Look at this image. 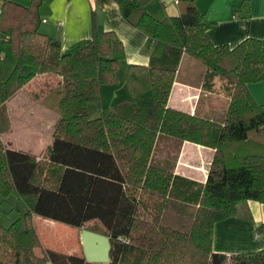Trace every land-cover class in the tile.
Listing matches in <instances>:
<instances>
[{"label": "trees", "instance_id": "trees-1", "mask_svg": "<svg viewBox=\"0 0 264 264\" xmlns=\"http://www.w3.org/2000/svg\"><path fill=\"white\" fill-rule=\"evenodd\" d=\"M44 1L0 0V45L16 58L0 83V107L41 75L46 82L34 99L59 116L40 161L0 145V194L24 206L21 217L0 225V264H89L83 254L43 249L34 216L76 230L97 222L109 238L108 264H264V249L230 256L212 250L216 223L235 217L242 202L264 203V107L248 90L264 79V37L214 46L198 0H176L179 15L163 19L148 12L152 0H112L147 38L149 62L129 65L128 97L99 104L93 117L89 104L100 103L101 88L117 82L122 44L94 24L90 39L62 51L39 30ZM185 55L205 67L204 88L221 82L227 106L220 120L168 107ZM2 116L7 123L3 107ZM160 137L213 151L204 183L154 161ZM257 230L264 236V225Z\"/></svg>", "mask_w": 264, "mask_h": 264}, {"label": "crops", "instance_id": "crops-1", "mask_svg": "<svg viewBox=\"0 0 264 264\" xmlns=\"http://www.w3.org/2000/svg\"><path fill=\"white\" fill-rule=\"evenodd\" d=\"M11 1L22 6H28L31 2ZM197 5L204 21L210 24L207 37L214 46L233 48L245 39L264 37V0H198ZM147 9L156 19L178 16L180 13L176 0H152ZM38 16L41 19L40 32L55 39L64 52L77 42L90 39L93 25L96 24L105 31L113 32L122 44L125 58L118 71L122 69L126 74L129 65H148L150 48L147 38L121 18L119 7L112 0H45L38 8ZM15 65L16 58L11 48L1 44L0 83L7 80ZM204 74L205 68L185 55L169 95L168 107L220 120L227 105L224 104L222 110L218 109L219 100L204 89ZM42 77L36 75L29 85H25L4 103L8 123H5L6 131L0 135V140L5 139L7 148L31 155L37 161L46 157L59 121L58 115L36 102V92L28 90L33 80ZM113 85L103 86L101 97L102 89ZM248 90L254 101L264 107V79L248 85ZM101 101L100 105L109 106ZM212 155L211 149L160 137L152 157L156 162L173 164L175 175L202 184L207 177ZM33 222L36 228L56 225L36 216ZM260 225H264V203H240L235 217L214 225L213 252L230 256L263 250L264 236L257 230Z\"/></svg>", "mask_w": 264, "mask_h": 264}, {"label": "rangeland", "instance_id": "rangeland-1", "mask_svg": "<svg viewBox=\"0 0 264 264\" xmlns=\"http://www.w3.org/2000/svg\"><path fill=\"white\" fill-rule=\"evenodd\" d=\"M43 79L44 78L33 80L30 84V87H28V90H34V92H36L34 94L37 95L40 89L42 90L41 87L43 86V84L46 82V80ZM221 85V82L216 78L214 80V88H206V91H210V96L215 97L217 100H219L220 103L218 109L220 110H222L223 106H225L224 104L227 105L226 96L223 93V90L221 89ZM113 92H116L115 98L113 97ZM127 97L128 89L125 83V72L121 69L117 72V82L111 87H105L104 89H102L101 103H106L110 105L111 103L120 102ZM99 104V101L89 104V110L92 112L93 117H97L100 114ZM2 107L4 108V104L0 107V135H2L4 131H6L7 128H5V126L8 123L7 117L6 124L3 120ZM5 142V139H1L0 145L4 148H7ZM23 214L24 206L15 195H9L6 198H3L0 194V225H2L3 227H8L12 222L17 220L18 217H21ZM53 224H56L55 227H37L38 235L40 237L43 249L55 252H62L67 255L75 256H82L80 230L89 226L99 225L97 222L93 221L85 224L81 229L76 230L73 227H69L57 222H53ZM39 254H42V251L40 249H36L35 255L39 256Z\"/></svg>", "mask_w": 264, "mask_h": 264}, {"label": "water", "instance_id": "water-1", "mask_svg": "<svg viewBox=\"0 0 264 264\" xmlns=\"http://www.w3.org/2000/svg\"><path fill=\"white\" fill-rule=\"evenodd\" d=\"M247 7V4L243 5ZM82 254L86 263L108 264L111 249L109 238L100 225L86 227L80 230Z\"/></svg>", "mask_w": 264, "mask_h": 264}]
</instances>
